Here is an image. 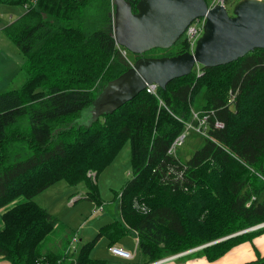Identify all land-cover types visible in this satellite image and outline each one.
<instances>
[{"label":"trees","instance_id":"obj_1","mask_svg":"<svg viewBox=\"0 0 264 264\" xmlns=\"http://www.w3.org/2000/svg\"><path fill=\"white\" fill-rule=\"evenodd\" d=\"M0 2L25 6L3 31L24 54L26 75L19 87L0 92V260L103 264L89 256L96 240L115 245L133 229L140 254L153 262L264 222V48L226 64L198 65L156 94L144 89L82 123L81 112L102 87L139 57L131 61L114 41L112 0ZM185 51L188 44L178 39L142 56ZM199 91L201 110L213 111L209 135L182 161L167 150ZM215 118L222 127L213 126ZM126 140L131 176L119 192L120 219L101 225L75 257L44 250L57 218L33 196L60 179L85 181V198L100 203L88 172L96 176ZM261 231L264 225L188 253L214 260ZM239 264H264V254Z\"/></svg>","mask_w":264,"mask_h":264},{"label":"water","instance_id":"obj_2","mask_svg":"<svg viewBox=\"0 0 264 264\" xmlns=\"http://www.w3.org/2000/svg\"><path fill=\"white\" fill-rule=\"evenodd\" d=\"M112 2L114 41L139 57L127 70L102 87L87 108L90 112L88 121L120 107L144 90L147 84L165 87L168 81L190 73L195 65H222L255 48H264V0H238L231 14L219 3L208 7L205 0ZM199 16H205L204 29L192 52L162 57L142 56L151 48L173 45L187 24ZM263 224L261 222L234 234Z\"/></svg>","mask_w":264,"mask_h":264},{"label":"rangeland","instance_id":"obj_3","mask_svg":"<svg viewBox=\"0 0 264 264\" xmlns=\"http://www.w3.org/2000/svg\"><path fill=\"white\" fill-rule=\"evenodd\" d=\"M205 1L207 4H210L214 0ZM234 1L235 0H226L225 5L229 14L232 13V7L235 4ZM22 9L23 5L20 3L0 2V37L3 38V42L0 43V49L8 54L7 57L0 55V92L17 88L20 85V78H22L24 76L23 74H25L24 71H15L18 68V65L24 62V54L20 50H15L14 52V50H11L10 47H6L7 43L11 45L13 49H17L14 42L4 33L2 29V25L8 20L13 21L16 19ZM152 53L161 54L163 53V50L154 49L152 50ZM126 55L131 59V61L133 60L132 58L134 57V53L126 50ZM193 69L197 70V65H195ZM202 106L203 97L202 92L199 91L194 95L191 110L199 111ZM89 113L90 112L87 108L81 112L79 119L82 123L89 120ZM24 123L25 120L23 119L21 124L23 125ZM203 137L204 136L197 133L193 129H188L185 132L182 144L177 145L175 148L173 156L178 157L182 161L187 160L194 150L203 144ZM130 176V146L128 140H126L120 146L110 162L101 171H99L96 176H90L91 178L93 177L92 183L95 186L94 188L97 190L100 203H96V201L85 198V191L88 189V185L85 181L70 185L65 180L60 179L34 195L32 199L57 218L56 225L48 236L47 241L44 243L43 249L45 247L51 252H64L69 258L75 257L80 245L91 240L97 233V229L101 224H104L112 219H120L118 196L121 187L124 185L126 180L130 178ZM115 193L118 195L115 196ZM263 196L264 192L261 197ZM96 204H102L103 209L97 214H91V208H93ZM262 232L264 231H261L260 233ZM234 233H232V235H236ZM232 235L227 234L219 239L221 240ZM135 244H137V237L136 232L132 229L118 240V245L130 251L133 257L131 256V259L119 257L115 258V256H112L111 252L108 250V242L106 239L104 237H100L90 249L89 256L91 258H99L103 260V264H121L125 261L129 264H135L134 262L140 256V252ZM207 244L210 243L207 242L191 249L198 250ZM188 251H190V249H188ZM182 253H185V251L148 263H157L160 262L159 260L161 259L164 260L176 255H181ZM197 254L199 256H204L200 252H197ZM142 257L144 256L142 255ZM0 264L10 263L7 260L2 259L0 260ZM42 264L46 263L42 262Z\"/></svg>","mask_w":264,"mask_h":264},{"label":"built area","instance_id":"obj_4","mask_svg":"<svg viewBox=\"0 0 264 264\" xmlns=\"http://www.w3.org/2000/svg\"><path fill=\"white\" fill-rule=\"evenodd\" d=\"M215 3L222 4L226 9V0H214L212 3L207 4L208 7H211ZM204 23H205V16H199L191 20L187 26L185 27L183 33L180 36V39H183L186 41L189 47V52H192L194 49V46L196 44L197 39L200 37V35L203 32L204 29ZM118 46V45H117ZM120 47V46H118ZM122 48V47H120ZM122 53L126 55V49L123 48ZM198 69V65H197ZM159 87L156 83H150L147 84L145 87V91L156 94V89ZM213 114L212 110H199V111H194L191 110L190 116L186 120H181L183 122V130L176 135V137L172 140L167 152L171 155L175 152V148L177 145L182 144L184 137H185V132L188 129H193L197 133L201 134L202 136H208V128H209V116ZM213 126L215 128H220L223 126V122L217 118L214 119L213 121ZM89 176H94L93 171L88 172ZM103 209L102 204H96L91 208V214H97L101 212ZM136 245V244H135ZM108 250L117 256L123 257V258H130L132 256V253L122 247H119L117 245H111L108 246ZM163 259L159 260L162 261Z\"/></svg>","mask_w":264,"mask_h":264},{"label":"crops","instance_id":"obj_5","mask_svg":"<svg viewBox=\"0 0 264 264\" xmlns=\"http://www.w3.org/2000/svg\"><path fill=\"white\" fill-rule=\"evenodd\" d=\"M20 11H21V12H19L20 14L25 11L24 5H23V9ZM11 21L8 20L7 22H5L2 25V29H3L4 25H7ZM2 42H3V38L0 37V43H2ZM6 47H10V49L14 50V52H15V50H19L17 46H16L17 49H13V47H11V45H9L7 43H6ZM0 55H2L4 57L8 56V54L3 52L1 49H0ZM22 63H20L18 65V68L15 71H24L22 69ZM23 75L24 76L22 78H20V81H19L20 85L24 82V80L26 78V75L25 74H23ZM110 221H108V222H110ZM101 225H103V224H101ZM99 227H98V229H99ZM98 229H97V231H98ZM105 239L108 242L107 238H105ZM115 245L122 247V246L118 245V241ZM136 247H137V245H136ZM191 251L192 250L187 251V253L186 252L182 253L181 255H183V256H181V255L177 256L176 255V256H173L170 258H166V259H164L160 262H157V263H148L146 261V257H142V255L140 254L138 259L134 263L135 264H239L243 261H247V260H251V259L256 258L257 254H259V255L264 254V232L254 235L251 238V240H245V241H242V242L234 245L232 248H230L228 251H226L222 256H220L214 260H208L205 256H199L197 253H188ZM112 256H115V258L116 257L123 258V257L117 256L115 254H112ZM131 258H124V259H131ZM118 260H120V259H118ZM121 264H129V263H127L125 261L124 263H121Z\"/></svg>","mask_w":264,"mask_h":264}]
</instances>
